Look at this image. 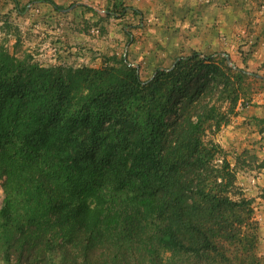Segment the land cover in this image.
I'll return each mask as SVG.
<instances>
[{
  "label": "trees",
  "instance_id": "trees-1",
  "mask_svg": "<svg viewBox=\"0 0 264 264\" xmlns=\"http://www.w3.org/2000/svg\"><path fill=\"white\" fill-rule=\"evenodd\" d=\"M106 62L46 67L0 44V261L257 264L252 201L204 140L250 76L197 52L145 81Z\"/></svg>",
  "mask_w": 264,
  "mask_h": 264
},
{
  "label": "rangeland",
  "instance_id": "rangeland-1",
  "mask_svg": "<svg viewBox=\"0 0 264 264\" xmlns=\"http://www.w3.org/2000/svg\"><path fill=\"white\" fill-rule=\"evenodd\" d=\"M128 3L134 8L123 18L110 16L105 4L91 16L78 9L45 28L36 20L40 15L19 23L0 12V44L18 57L30 54L46 67L99 69L112 57H124L144 81L157 68H171L178 58L195 52L225 57L230 68L244 71L250 77L237 84L240 100L228 124L207 130L204 140L220 147L216 164L226 158L234 170L238 194L231 197L252 201L255 224L246 232L254 236L257 264H264V0ZM4 196L2 179L0 208Z\"/></svg>",
  "mask_w": 264,
  "mask_h": 264
},
{
  "label": "crops",
  "instance_id": "crops-1",
  "mask_svg": "<svg viewBox=\"0 0 264 264\" xmlns=\"http://www.w3.org/2000/svg\"><path fill=\"white\" fill-rule=\"evenodd\" d=\"M60 10H56L55 7L45 0H0V12L8 13L10 15L9 22L13 20L15 22L28 23L31 22L32 17L40 15L39 25L41 28H45L44 25H50V23H57L65 20V18H71L72 13H77L78 9L81 11H88V15H92L93 12H98V8H102L107 4L108 8L114 0H52ZM131 0H125L128 3ZM129 4V3H128ZM125 5V4H124ZM126 6V5H125ZM128 7V6H126ZM107 8V9H108ZM134 7H128L130 11ZM108 12V11H107ZM68 13V14H66ZM94 19V18H93ZM20 20V21H19ZM2 22H4L1 19ZM50 32V31H48Z\"/></svg>",
  "mask_w": 264,
  "mask_h": 264
}]
</instances>
